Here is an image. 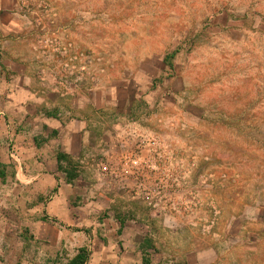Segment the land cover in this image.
Masks as SVG:
<instances>
[{
	"label": "rangeland",
	"instance_id": "rangeland-1",
	"mask_svg": "<svg viewBox=\"0 0 264 264\" xmlns=\"http://www.w3.org/2000/svg\"><path fill=\"white\" fill-rule=\"evenodd\" d=\"M170 4L169 0H22L21 14L27 18L21 32L20 46L26 53L23 58L35 79L47 85L65 89L121 88L123 76L129 75L126 69L140 59L125 55V51L167 44L173 28L192 34L186 23L206 12L172 8ZM223 11L232 12L231 19H245L250 32L247 44L230 46L224 55L199 50L190 76L197 89L195 96L204 95L203 102L180 104L176 114L159 115L160 109L167 107H158L159 98L152 103L141 99L143 95L132 81L124 98L141 100L139 103L145 105L141 103L138 109L144 113L129 112L117 124L135 123L165 143L173 140L183 148H191L200 169L210 177L209 187L199 191L188 187L196 192L198 205L182 201L181 195L189 192L185 190L177 194L175 209L165 200L150 207L135 198L124 182L111 179L93 162L89 192L93 201L100 198L94 208L97 225L110 220L146 224L151 238L146 237L144 254L150 264L149 254L159 252L153 243L154 233L159 230L171 234L176 255L189 252L191 240L217 238L214 234L221 232L226 242L221 250L226 264H234L240 252L259 258L257 264L264 261V249L260 253L249 244L255 234L263 233L264 239V6L243 12L209 9V18ZM174 14L181 23L171 26L168 19ZM249 14L257 19H250ZM141 36L152 41L141 40ZM233 36L238 39L240 34ZM144 76L151 88L160 82L154 72ZM172 122L175 127H171ZM109 139L102 146H110L113 138ZM101 149L98 156L109 167L114 160L109 154L104 157ZM77 171L79 174V168ZM241 228L249 243L246 249L235 250L238 237L234 235ZM83 250L88 255L87 249Z\"/></svg>",
	"mask_w": 264,
	"mask_h": 264
},
{
	"label": "crops",
	"instance_id": "crops-1",
	"mask_svg": "<svg viewBox=\"0 0 264 264\" xmlns=\"http://www.w3.org/2000/svg\"><path fill=\"white\" fill-rule=\"evenodd\" d=\"M21 2L0 0V264H70L83 249L88 251L85 264H144L146 237L151 238L148 226L110 220L99 227L94 208L100 198L93 201L89 192L93 162L102 144L110 141V133L129 112L144 113L138 109L141 100L124 98L128 83H135L147 103L157 101L162 87L168 89V101L158 103L159 108H167L160 109L159 115L176 111L180 104L202 101L204 95L195 96L190 76L199 50L224 55L230 46L247 44L250 32L245 19H231L232 12L226 11L211 19L209 9L243 12L264 6V0H184L181 4L176 0L172 8L206 10L186 23L193 33L183 35L173 28L167 44L125 51L140 59L126 69L129 75L120 81L122 87L100 89H65L35 79L20 46L27 24ZM168 20L171 26L181 23L176 14ZM235 33L240 34L238 39ZM151 72L160 77L152 88L144 76ZM59 155L67 156L80 170L73 184L64 173L68 162L59 161ZM156 232L153 243L159 252L149 254L152 264H226L221 232L214 234L217 238L191 240L190 251L179 255L171 234ZM236 235L235 250L246 249L249 242L242 228ZM255 236L249 244L261 253L263 233ZM240 254L234 264L258 263L254 255Z\"/></svg>",
	"mask_w": 264,
	"mask_h": 264
},
{
	"label": "built area",
	"instance_id": "built-area-1",
	"mask_svg": "<svg viewBox=\"0 0 264 264\" xmlns=\"http://www.w3.org/2000/svg\"><path fill=\"white\" fill-rule=\"evenodd\" d=\"M164 88L159 96L161 103L169 97L168 89ZM170 125L175 127L173 122ZM136 126L131 122L117 126L110 133L113 143L101 146L104 157L112 156V165L105 166L101 155L95 158L94 165L103 169L111 179L124 182L135 198L150 207H157L158 202L165 200L170 201L171 208L175 209L177 194L189 190V186L195 187L196 191L209 187L210 177L200 169V161L191 148H183L173 140L165 143ZM195 195L196 192L189 190L181 198L197 206Z\"/></svg>",
	"mask_w": 264,
	"mask_h": 264
},
{
	"label": "trees",
	"instance_id": "trees-1",
	"mask_svg": "<svg viewBox=\"0 0 264 264\" xmlns=\"http://www.w3.org/2000/svg\"><path fill=\"white\" fill-rule=\"evenodd\" d=\"M59 161L68 162V167L64 169V173L66 174L67 182L69 184H73L79 176L76 166L71 161L68 160L67 156L59 155ZM149 246L150 245H148L147 248H149ZM87 259H88V255L86 251L81 250L80 253L77 255V257L74 260H72L70 264H85L87 262ZM144 264H150L148 258L145 259Z\"/></svg>",
	"mask_w": 264,
	"mask_h": 264
}]
</instances>
